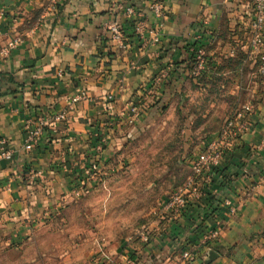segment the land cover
<instances>
[{
  "label": "crops",
  "instance_id": "obj_1",
  "mask_svg": "<svg viewBox=\"0 0 264 264\" xmlns=\"http://www.w3.org/2000/svg\"><path fill=\"white\" fill-rule=\"evenodd\" d=\"M154 1L0 0V149L14 151L12 159H0V245L49 226L71 182L85 178L83 166L95 160L101 167L118 152L141 124V117L127 121L133 102L147 112L162 101L172 105L218 74L234 78L237 105L252 107L246 132L224 154L209 189L232 209L204 220L219 227L209 248L193 209L191 218L155 224L149 244L134 247L135 264H264V74L246 50L250 1L162 0L161 16ZM127 6L138 16L126 14ZM112 24L123 30L122 44L111 40ZM14 37L17 47L4 55ZM197 42L208 60L198 79L188 68ZM75 96L81 98L73 102ZM36 111L66 112L68 128L49 130L26 151L22 126ZM34 171L39 176L31 179ZM209 251L217 256L208 259Z\"/></svg>",
  "mask_w": 264,
  "mask_h": 264
},
{
  "label": "rangeland",
  "instance_id": "obj_2",
  "mask_svg": "<svg viewBox=\"0 0 264 264\" xmlns=\"http://www.w3.org/2000/svg\"><path fill=\"white\" fill-rule=\"evenodd\" d=\"M233 80L217 74L208 86L195 84L172 105L162 101L149 112L141 105L140 126L81 196L74 197L70 189L66 202L52 210L49 226L0 245V264H122L135 259L134 247L145 244L141 232L151 235L155 224L173 218L162 212L163 200L183 184L192 159L242 106Z\"/></svg>",
  "mask_w": 264,
  "mask_h": 264
},
{
  "label": "built area",
  "instance_id": "obj_3",
  "mask_svg": "<svg viewBox=\"0 0 264 264\" xmlns=\"http://www.w3.org/2000/svg\"><path fill=\"white\" fill-rule=\"evenodd\" d=\"M162 0H155L151 5L152 10L156 16L162 15ZM243 1V0H233ZM250 8V24L247 36L246 50L248 57L252 59L258 67L260 73L264 74V0H249ZM125 13L131 16H138L137 10L131 6L125 8ZM143 23L139 21L135 25V33L141 34L143 31ZM111 40L122 44L124 37L123 30L118 24H112L109 27ZM155 40L157 38L155 37ZM18 45V38H12L2 49L4 55L9 54ZM190 61L188 64L189 72L192 78H199L201 74L206 70L208 65L205 46L201 42H197L190 53ZM60 75V74H59ZM81 96H75L72 101H78ZM106 102H113V96L108 94L106 96ZM252 111V107L249 104H244L236 109L229 117L224 121L220 131L214 135L208 143L204 145V150L201 154L196 155L192 161L190 175L186 178L182 185L176 190L171 192L169 196L163 200L161 210L164 213L171 215L172 217L179 219L190 218L189 210L193 209L200 211L205 203L212 197V192L209 190L214 181V177L219 172V163L223 158L226 150H229L237 141L241 139L243 133L248 128V115ZM143 111L141 105L131 104L128 109L127 121L134 123L138 118L142 116ZM69 118L64 111H60L55 114H50L45 111H36L32 118L25 120L22 126L23 133V148L29 151L39 146L45 138L48 136L49 130L61 129L66 130L68 128ZM110 122V123H109ZM113 121L109 120L107 125L111 127ZM104 139H99L95 145L96 151H101L104 146ZM14 155V151L11 148L0 149V159L10 160ZM100 170V164L97 161L92 160L88 165L83 166V173L85 178L73 180L71 192L74 197H80L84 189H87L89 180H94L96 174ZM39 176V172L34 171L30 174L31 179H35ZM194 206L197 208L194 209ZM231 208V202L229 199L220 200L219 208L223 207ZM197 214V213H196ZM196 220L194 227L199 233L204 232V242L208 245V248L213 242L219 238V227L208 226L204 223L202 215L194 217ZM141 241L148 244L151 235L149 232H141ZM184 258L189 259L190 253L184 251L182 253ZM136 260L130 258L127 260V264H135Z\"/></svg>",
  "mask_w": 264,
  "mask_h": 264
},
{
  "label": "trees",
  "instance_id": "obj_4",
  "mask_svg": "<svg viewBox=\"0 0 264 264\" xmlns=\"http://www.w3.org/2000/svg\"><path fill=\"white\" fill-rule=\"evenodd\" d=\"M219 204L220 200L215 198V195H212L210 200L205 203L204 207L200 211H196V213L197 215H202L204 219L212 218L220 212Z\"/></svg>",
  "mask_w": 264,
  "mask_h": 264
},
{
  "label": "water",
  "instance_id": "obj_5",
  "mask_svg": "<svg viewBox=\"0 0 264 264\" xmlns=\"http://www.w3.org/2000/svg\"><path fill=\"white\" fill-rule=\"evenodd\" d=\"M216 256H217V255H216L215 252H213V251H209V258H208V259L214 258V257H216Z\"/></svg>",
  "mask_w": 264,
  "mask_h": 264
}]
</instances>
